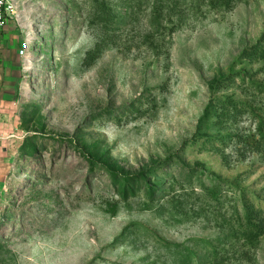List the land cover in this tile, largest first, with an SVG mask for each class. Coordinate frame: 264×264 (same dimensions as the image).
<instances>
[{
	"label": "rangeland",
	"instance_id": "obj_1",
	"mask_svg": "<svg viewBox=\"0 0 264 264\" xmlns=\"http://www.w3.org/2000/svg\"><path fill=\"white\" fill-rule=\"evenodd\" d=\"M10 2L0 264H264V0Z\"/></svg>",
	"mask_w": 264,
	"mask_h": 264
},
{
	"label": "trees",
	"instance_id": "obj_2",
	"mask_svg": "<svg viewBox=\"0 0 264 264\" xmlns=\"http://www.w3.org/2000/svg\"><path fill=\"white\" fill-rule=\"evenodd\" d=\"M240 202H231L230 209L223 215V225L232 233L233 238L243 240L244 245L253 248L264 234V223L255 213V205L252 199L244 191L240 193ZM221 252L215 248L214 257Z\"/></svg>",
	"mask_w": 264,
	"mask_h": 264
},
{
	"label": "built area",
	"instance_id": "obj_3",
	"mask_svg": "<svg viewBox=\"0 0 264 264\" xmlns=\"http://www.w3.org/2000/svg\"><path fill=\"white\" fill-rule=\"evenodd\" d=\"M14 12V7L10 0H0V31L5 27L7 17Z\"/></svg>",
	"mask_w": 264,
	"mask_h": 264
}]
</instances>
